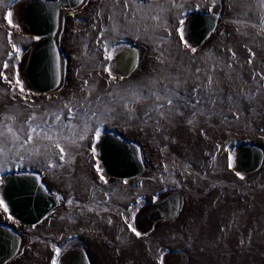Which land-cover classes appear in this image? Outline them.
Returning a JSON list of instances; mask_svg holds the SVG:
<instances>
[{
  "label": "rangeland",
  "instance_id": "obj_1",
  "mask_svg": "<svg viewBox=\"0 0 264 264\" xmlns=\"http://www.w3.org/2000/svg\"><path fill=\"white\" fill-rule=\"evenodd\" d=\"M30 1L0 0V25L3 26L0 27V33L6 37L7 31L11 30L14 42L25 49L19 69L20 77L29 90L31 88L26 72L37 42L25 40L32 37L24 19L25 8ZM200 2L201 0H190V5ZM110 7L109 0H103L102 3L100 0H87L81 8L62 14L57 42L61 51L63 84L55 92L31 97L40 106L38 114L45 108L55 109L62 106L74 94L79 99L83 95L80 91L83 79H89V84L96 85L93 99L97 93L105 91L107 76L99 66L102 56L88 59L82 55V51L85 43L89 47L93 45L97 35L91 28L92 17L98 9H105L103 23L108 26L109 12L106 9ZM206 8L207 4H202L197 12L207 13ZM8 11L13 12L12 20L19 25V30L7 25L5 16ZM73 11L75 16L72 15ZM214 11L220 14L216 31L202 47L197 48L195 56L182 53V61L181 57H177V62L170 71L175 74L179 68V74L183 77L187 73L183 71L181 64L190 66L192 70L197 66L211 67L216 56L228 55V47H232L238 59L243 62L248 55L245 44L256 53L251 68L264 71V35L257 36V30L251 27H242L241 32L246 31L249 35H241L236 31L238 25L232 23L234 19H245V12L248 13L247 19L259 23V9L255 0H217ZM191 14L193 13H189L187 19ZM169 22L172 27V36L169 39L173 48H176L178 37L175 25L178 20L173 14H169ZM106 38L113 39V34L106 33ZM185 38L191 43L186 32ZM118 39L136 46L141 56L138 70L121 81L123 86L144 82L157 75L160 66L155 59L157 53L153 50L152 42H146L143 37L137 40L132 34ZM120 52L118 50L116 53L114 65ZM209 53L215 55L209 56ZM3 58L0 57V62ZM193 59L195 64L191 63ZM234 67L240 71L236 65ZM8 74L11 78V68ZM114 74L121 76L116 68ZM214 75L221 79L220 87L225 94L238 92L242 86V82L236 80L234 75L231 80L226 79L224 71L217 70ZM242 75L244 80H250V69L247 65L242 70ZM244 87L247 91V86ZM8 88L0 80V89ZM49 96L52 97L51 101L47 99ZM250 107H257L258 112L264 113V101L261 105H249L244 101V114L231 126L225 127L217 117L207 123L201 121L194 131L187 125L185 117H177L173 126L164 125L159 132L154 131L155 125L151 122L145 125L140 120L110 121L105 125L96 144V159L99 145L107 132H118L142 148L146 172L141 178L130 181L127 185L106 174L109 183L99 184L92 167L95 160L88 151L89 141H84L80 148L68 149L76 157L75 164L72 165L75 170L71 172L68 168L47 172L39 163L25 162L24 171L40 173L50 190L59 193L65 204L36 228L20 226L9 220L8 214L0 211V222L14 226L23 240L22 252L13 264H50L54 254L51 248L53 243L62 248L60 264H69L78 250L86 251L93 264H156L161 250L166 252L164 264H264V165L259 172L244 175V180L235 176V171H240L237 154L241 146L256 145L264 151V132L260 131L264 129V115L252 113ZM10 109L20 120L25 119L31 111H23V101L19 97L12 101L9 96L0 93V114L7 113ZM201 129L206 133L207 139L200 134ZM165 136L168 137L167 140L164 139ZM217 144L222 146V150L217 151ZM225 148H230L234 153V170L227 168L228 152L223 150ZM162 149L165 150L162 152ZM213 154L216 156L215 162L212 161ZM165 163L169 165V172H164ZM186 165L191 166V175L184 172ZM5 168L10 170L0 172L2 177L16 173L11 163L6 164ZM161 175L167 178L165 183L160 182ZM172 180L178 184H173ZM141 181L143 187H139ZM94 183L98 189L112 193L109 203L100 205L101 209L108 207L109 211H100V215H96L95 212L85 209L81 214L79 208H70L67 205L68 199L79 201L81 205L90 204ZM170 194H178L180 199L179 213L174 220L153 224L142 219L155 204ZM154 195H159L156 203L152 202ZM97 197L103 199L102 192L97 191ZM137 199L142 201L140 205L135 204ZM137 207L139 211L135 226L142 233H149L147 237L140 239L126 230L120 216V212H123L130 217L131 212L128 209L135 211ZM109 217L112 224L107 222ZM222 227L226 229L225 232L220 231ZM122 228L125 231H121ZM118 236L121 237L120 240L117 239ZM249 237L251 244L248 243ZM241 239L245 240L244 245L239 243ZM65 247L67 250H64Z\"/></svg>",
  "mask_w": 264,
  "mask_h": 264
},
{
  "label": "snow or ice",
  "instance_id": "obj_2",
  "mask_svg": "<svg viewBox=\"0 0 264 264\" xmlns=\"http://www.w3.org/2000/svg\"><path fill=\"white\" fill-rule=\"evenodd\" d=\"M86 2L87 0H76V3L80 5ZM100 2L102 3L103 0ZM109 3L111 7L106 9L109 12L107 17L109 25L106 26L103 23L105 9H98L92 17L93 23L91 24V28L97 32L94 43L91 47L85 43L82 51V55L88 59H95L98 55L102 56L99 66L107 76L105 80L106 89L103 93H97L94 99L93 93L96 92V85L89 84V79H83L80 89L83 95L79 99H76L74 94L73 97L65 100L62 106L55 109L45 108L43 112L38 114L40 106L31 97L39 95V93L26 89L24 81L20 77L19 65L25 49L14 42L11 30L7 31L6 37L0 33V41H4L0 42V57H4L0 62V80L9 86L8 89H0V93L9 96L12 101H16L19 97L23 101V111L31 110L23 120H20L18 115L13 114L11 109L7 113L0 114V172L10 170L6 169L5 165L11 163L17 175H33L24 171L25 162L39 163L47 172L64 168H68L70 172L74 171L72 165L75 164L76 157L71 155L68 149L70 147L80 148L84 141H89L88 151L91 158L95 160L92 167L97 174L98 182L107 185L109 181L104 174V169L101 167L100 161L96 159V144L101 138L105 125L110 121L118 119L140 120L145 125L151 122L155 125L154 131L159 132L164 128V125L173 126L177 117H185L187 125L194 131L195 126L201 121L207 123L219 117L221 123L225 127H229L239 121L244 114V101H247L249 105L253 103L261 105L264 101V71L251 68L256 53L247 44L244 47L247 49L248 55L243 62L238 59L236 51L232 47H228L226 49L228 55L216 56V61L211 67L197 66L192 70L190 66L181 64L183 71L187 73L183 77L179 74V68L175 74L170 71L174 63L177 62V57H181L182 61V53L195 56L198 51L197 47H194L185 38V26L189 13L197 12L201 9L202 4H207L206 12L210 17L209 22L213 25L209 35L216 31L214 25L220 18V14L214 11L217 0H201L195 5H190V0H109ZM255 4L259 9V23L247 19L248 13L245 12L243 13L245 19L232 21L233 24L238 25L237 33L248 36L249 33L241 32V28L251 27L257 30V36L264 35V0H255ZM55 5L56 7H51L50 16L54 24L58 25L61 22L60 7L62 5L60 0H55ZM169 14H173L178 20V24L175 25V32L178 37V47L176 48H173L169 39L172 36ZM72 15H76L75 11L72 12ZM12 16V11L6 13L7 25L19 30V25L13 23ZM0 27L3 26L0 25ZM106 33H112L113 39H107ZM130 34L135 35L137 40L143 37L146 42H152L153 50L157 53L155 59L160 68L157 75L147 81L123 86L121 81L125 80V76L117 77L114 74L116 65L113 64V61L117 51L130 49L134 55L131 70L135 71L139 67L138 51L118 39ZM29 39L30 41H39L41 37L34 35L25 38L26 42ZM208 55L215 54L209 53ZM191 63L195 64V60L193 59ZM246 65L250 69V80L243 79L242 70ZM9 68L12 69L11 78L8 74ZM217 70L224 71L226 79L231 80L234 75L236 80L241 81L240 90L225 94L223 88L220 87L221 79L214 75ZM52 72L57 86H59L61 58L55 46H53ZM244 86H247V91ZM258 97H260L259 100ZM47 99L51 101L52 97L49 96ZM250 111L257 115H264V113L258 112L257 107H250ZM260 131L264 132V129ZM200 134L205 139L208 138L203 129H201ZM164 139L167 140L168 137L165 136ZM172 142L175 143V141ZM216 148L217 151L222 150V146L219 144L216 145ZM223 150L228 152L227 168L234 170V153L230 148ZM215 160L216 156L213 154L212 161L215 162ZM173 163L175 164V162ZM190 167V165H186L184 168V172L189 175H191ZM163 169L164 172H169V165L163 164ZM235 176L240 180L245 179L244 174L240 171H235ZM34 180L39 182L40 189L47 191L39 174H34ZM159 180L161 183H165L167 178L161 175ZM122 183L127 185L128 180L124 179ZM172 183L178 184L175 180H172ZM3 184L4 178L0 176V185ZM139 187H143V181L140 182ZM97 191L102 192L103 199L97 197ZM111 199L112 193L110 191L98 189L94 183L90 204L81 205L79 201L73 199H68L66 203L70 208L73 206L79 208L81 214L86 209L88 212H95L96 215H100V211L107 212L110 210L108 207L101 209L100 205L108 204ZM158 200L159 195L152 197L153 203ZM141 203L140 199L135 201L136 205ZM0 211L8 214L9 220L18 223L10 214L9 204L6 203L3 196H0ZM128 211L131 212L130 217L120 212L126 230L137 239L147 237L148 232L142 233L135 226L139 207L135 211L129 208ZM60 219H64V217H60ZM107 222L113 223L111 217L108 218ZM36 227L35 224L32 225V228ZM121 231H125V229L122 228ZM220 231L225 232L226 229L222 227ZM68 239L71 240V237ZM117 239L120 240L121 237L118 236ZM41 242L43 243V241ZM239 243L244 245L245 240L241 239ZM248 243L251 244V237H249ZM51 248L54 254L51 256L50 264H60L62 248L54 243L51 244ZM64 250H67L66 247ZM165 255L166 252L161 250L156 264H164Z\"/></svg>",
  "mask_w": 264,
  "mask_h": 264
},
{
  "label": "water",
  "instance_id": "obj_3",
  "mask_svg": "<svg viewBox=\"0 0 264 264\" xmlns=\"http://www.w3.org/2000/svg\"><path fill=\"white\" fill-rule=\"evenodd\" d=\"M60 13L77 10L83 5L77 4L76 0H60ZM51 7H56L55 0H31L24 12V19L29 33L39 35L41 39L36 42L31 53L26 72V79L35 93L49 94L57 91L63 84V69L61 51L57 37L61 22L55 25L50 16ZM208 13H193L186 21V33L191 43L202 47L213 35H209L213 25L209 22ZM220 19V18H219ZM219 20L215 23L217 29ZM139 53V66L141 63L140 51L131 45ZM53 46L60 54L61 75L57 86L52 72ZM134 55L130 49L121 51L116 59V70L120 75L128 78L135 74L132 71ZM119 62V63H117ZM142 157V162H141ZM98 160L104 169V174L116 180L128 182L141 178L146 172L142 148L138 143L126 139L118 132H107L102 138L98 148ZM264 165V151L256 145H243L237 154V166L245 176L259 172ZM33 175H17L9 173L4 175V184L0 185V196H3L9 204L10 214L18 221V225L32 227L41 225L51 214L60 209L64 200L59 193L52 192L42 175L37 172H28ZM34 174L41 176V182L45 184L47 191L39 188V182L34 180ZM174 209V211H173ZM180 199L178 194L167 195L161 202L154 205L150 216H143L146 220L151 218V223L158 221H171L179 213ZM157 219V220H156ZM156 220V221H154ZM23 248L22 236L17 229L0 222V264H13ZM69 264H93L88 253L78 250L71 258Z\"/></svg>",
  "mask_w": 264,
  "mask_h": 264
},
{
  "label": "flooded vegetation",
  "instance_id": "obj_4",
  "mask_svg": "<svg viewBox=\"0 0 264 264\" xmlns=\"http://www.w3.org/2000/svg\"><path fill=\"white\" fill-rule=\"evenodd\" d=\"M156 205V204H155ZM153 210V208H151L147 213H145V216H150V214H151V211ZM149 223H151V218H147L146 219ZM157 220V219H156ZM156 220H154V221H156ZM159 223V221L158 222H156V224H158ZM74 256V255H73ZM66 258H67V256H66Z\"/></svg>",
  "mask_w": 264,
  "mask_h": 264
},
{
  "label": "bare ground",
  "instance_id": "obj_5",
  "mask_svg": "<svg viewBox=\"0 0 264 264\" xmlns=\"http://www.w3.org/2000/svg\"><path fill=\"white\" fill-rule=\"evenodd\" d=\"M105 135V134H104Z\"/></svg>",
  "mask_w": 264,
  "mask_h": 264
}]
</instances>
